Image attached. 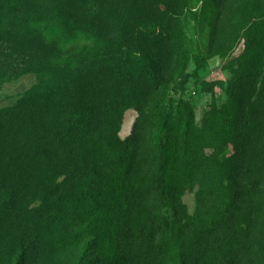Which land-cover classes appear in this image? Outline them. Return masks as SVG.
Masks as SVG:
<instances>
[{
    "label": "rangeland",
    "instance_id": "rangeland-1",
    "mask_svg": "<svg viewBox=\"0 0 264 264\" xmlns=\"http://www.w3.org/2000/svg\"><path fill=\"white\" fill-rule=\"evenodd\" d=\"M100 4L88 21L101 35L95 50L134 49L166 81L141 113L123 115L117 135L123 144L133 138L132 178L118 198L79 215L78 223L70 218L82 184L69 179L71 168L67 178L41 168L10 177V186L0 183V264H13L20 243L28 251L24 264H77L89 242L97 244L91 251L98 264H171L176 249L188 264H264V0H217L199 26L186 0ZM182 35L208 59L199 67L190 61L186 82L175 91L171 74ZM34 82L26 74L5 83L0 109ZM175 100L191 107L193 125L175 174V210L160 212L154 134ZM75 225L88 227L89 236L74 239Z\"/></svg>",
    "mask_w": 264,
    "mask_h": 264
},
{
    "label": "trees",
    "instance_id": "trees-1",
    "mask_svg": "<svg viewBox=\"0 0 264 264\" xmlns=\"http://www.w3.org/2000/svg\"><path fill=\"white\" fill-rule=\"evenodd\" d=\"M101 1L0 0V90L26 74L35 78L13 105L0 109V183L10 186V177L29 175L41 168L67 178L71 168L73 176L69 179L82 184L74 198L77 215L70 218L77 223L79 215L91 214L128 187L134 141L130 137L123 144L118 138L123 115L128 109L141 113L166 83L134 49L95 50L101 35L88 21L101 11ZM216 1L186 0L185 7L199 26ZM177 41L180 53L171 74L175 91L186 82L190 61L199 67L208 59L202 49L197 47V53L189 49L186 36ZM192 123L191 107L175 100L161 113L155 128L153 185L160 212L175 210V174L179 163L185 162L182 157ZM97 188L102 191L93 196ZM160 218L174 235L169 218L162 214ZM77 228L74 239L89 236L88 227ZM93 244L82 248L77 264L99 263L91 251L97 247L95 243L91 248ZM27 253L20 243L13 264H24ZM171 264H188L186 254L176 249Z\"/></svg>",
    "mask_w": 264,
    "mask_h": 264
}]
</instances>
